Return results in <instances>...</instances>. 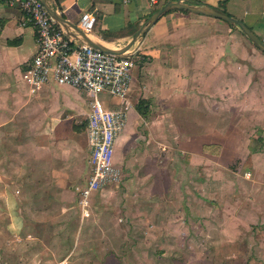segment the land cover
I'll list each match as a JSON object with an SVG mask.
<instances>
[{"label":"rangeland","instance_id":"374dc122","mask_svg":"<svg viewBox=\"0 0 264 264\" xmlns=\"http://www.w3.org/2000/svg\"><path fill=\"white\" fill-rule=\"evenodd\" d=\"M261 95L237 87L212 117L155 101L143 118L133 103L117 147L126 178L84 220L73 191L87 169L62 199L56 182L35 177L33 157L20 177L0 150V264H264Z\"/></svg>","mask_w":264,"mask_h":264},{"label":"crops","instance_id":"0c3cea01","mask_svg":"<svg viewBox=\"0 0 264 264\" xmlns=\"http://www.w3.org/2000/svg\"><path fill=\"white\" fill-rule=\"evenodd\" d=\"M158 1L164 4L169 0ZM194 1L216 6L243 20L264 40V0ZM47 2L75 23L83 13H95L98 20L90 35L104 41V34L111 32L114 38L124 41L123 45L131 40L154 8L150 0ZM136 46L138 62L133 68L128 100L130 109L134 103L138 114L137 103L146 99L151 109L157 101L173 109L179 107L212 117L218 104L235 103L237 87L263 91L264 51L239 27L219 18L171 10ZM37 50L34 26L24 23L19 8L0 0V150L5 152L4 166L17 170L22 177L27 172V161L33 157L35 166L31 171L35 177L52 186L56 182L64 199L72 197L71 186L65 184L74 182L86 169L83 183L87 176L89 99L83 90L56 82L32 92L24 74ZM256 74L258 79L254 78ZM136 84L139 90L134 100L132 92ZM258 102L264 108V95ZM116 157L125 167L124 161ZM104 191L93 194L89 214L83 215L75 188L73 203L80 218L91 216L94 200Z\"/></svg>","mask_w":264,"mask_h":264},{"label":"built area","instance_id":"2783aa9c","mask_svg":"<svg viewBox=\"0 0 264 264\" xmlns=\"http://www.w3.org/2000/svg\"><path fill=\"white\" fill-rule=\"evenodd\" d=\"M1 1L19 8L24 14V23H30L36 30L38 50L24 74L31 91L56 82L77 87L88 96L89 167L85 182L76 187L79 209L83 215H88L93 194L119 186L126 178V168L116 156L119 139L128 123V92L138 47L135 45L130 53L122 56L103 52L70 35L41 0ZM150 2L155 6L159 1ZM97 20L95 13L85 12L76 24L91 34ZM104 95L117 101L103 100Z\"/></svg>","mask_w":264,"mask_h":264},{"label":"water","instance_id":"95a60500","mask_svg":"<svg viewBox=\"0 0 264 264\" xmlns=\"http://www.w3.org/2000/svg\"><path fill=\"white\" fill-rule=\"evenodd\" d=\"M45 5L47 11L52 15L59 23H61L68 31V33L80 41L88 44L91 47L100 49L103 52L111 53L114 55H127L130 50L139 41L146 36L150 29L168 12L174 9L187 10L195 14H203L208 16H213L224 20L232 25L239 27L244 34L257 46L259 49L264 51V40L258 36L251 27H249L243 20L231 16L225 10L218 8L216 6L208 4H198L190 0H169L159 9L151 13V15L146 19V21L141 25L138 31L134 34L131 40L120 49H114L108 45H105L97 40H95L89 33L85 32L77 26V24L68 18H66L59 11L55 10L47 0H41ZM77 33V34H76Z\"/></svg>","mask_w":264,"mask_h":264},{"label":"trees","instance_id":"16d2710c","mask_svg":"<svg viewBox=\"0 0 264 264\" xmlns=\"http://www.w3.org/2000/svg\"><path fill=\"white\" fill-rule=\"evenodd\" d=\"M194 3H198V4H203L201 2H196L194 0H190ZM165 4V3H164ZM164 4H159V2L154 6L153 10L151 13H153L154 11H156L157 9H159L161 6H163ZM183 12L186 13H190L187 10H182ZM151 15V14H150ZM115 37V34L111 33V32H107L104 34V39L105 40H110V38ZM136 109L139 112L140 115H142L144 118H148L150 115V111H151V103L148 102L146 99H141L137 105H136ZM205 148H209V145L205 146Z\"/></svg>","mask_w":264,"mask_h":264}]
</instances>
